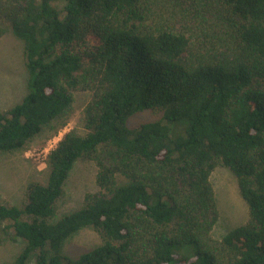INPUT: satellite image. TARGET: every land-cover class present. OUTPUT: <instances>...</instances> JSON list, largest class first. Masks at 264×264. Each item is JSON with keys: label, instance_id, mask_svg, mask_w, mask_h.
Masks as SVG:
<instances>
[{"label": "trees", "instance_id": "1", "mask_svg": "<svg viewBox=\"0 0 264 264\" xmlns=\"http://www.w3.org/2000/svg\"><path fill=\"white\" fill-rule=\"evenodd\" d=\"M8 30L27 94L0 111V152L22 150L74 92L89 93L85 133L48 153L46 182L21 208L0 200V246L24 243L11 264H264V0H0ZM147 110L156 118L128 126ZM80 160L95 164L98 192L53 220ZM218 166L249 219L215 242ZM83 228L102 242L63 253Z\"/></svg>", "mask_w": 264, "mask_h": 264}, {"label": "rangeland", "instance_id": "2", "mask_svg": "<svg viewBox=\"0 0 264 264\" xmlns=\"http://www.w3.org/2000/svg\"><path fill=\"white\" fill-rule=\"evenodd\" d=\"M26 84L23 44L8 30L0 36V111H5L22 101L27 94ZM88 100L87 91L74 92L68 114L44 127L22 150L0 152L1 202L21 208L26 203L27 187L46 182L48 153L64 134L70 131L81 135L85 133L81 118ZM155 118L151 111H142L131 116L127 124L129 127H134ZM96 173L97 168L91 161L80 160L75 163L64 184L63 196L56 204L53 220L77 210L83 205L87 195L98 192L95 182ZM209 181L218 211V219L210 237L211 240L219 242L228 231L245 224L249 214L247 205L240 196L236 177L229 169L216 167ZM101 242V236L97 231L83 228L65 242L63 253L77 257ZM23 245L19 238L1 245L0 264H11Z\"/></svg>", "mask_w": 264, "mask_h": 264}]
</instances>
